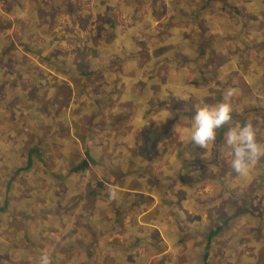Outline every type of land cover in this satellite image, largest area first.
I'll use <instances>...</instances> for the list:
<instances>
[{"label":"crops","instance_id":"0c3cea01","mask_svg":"<svg viewBox=\"0 0 264 264\" xmlns=\"http://www.w3.org/2000/svg\"><path fill=\"white\" fill-rule=\"evenodd\" d=\"M12 1L16 0H0V10L1 8L3 10L4 6H10ZM114 2L117 3V6L102 2L104 8H101V11L106 12L102 15L97 14L95 8L88 6L87 25L99 29L106 20V29L109 31L107 32L106 29L99 30L100 38H103V35L107 33L113 37L114 33L118 31L120 32L117 34L118 37L124 36L123 45L129 50L125 54L121 53L119 47L112 52L107 50L104 54L92 56L95 60L97 58H112V61L117 60L120 63L119 66L92 67L84 61L77 62L81 54L90 53L87 47L85 53L77 54L75 60L68 59L66 61L56 55L64 54L65 51L68 54V48L64 49L62 46L65 37L62 38L58 31L52 33L45 28H49L53 23L52 20L56 15L51 16V11H57L59 8H57L58 0H41L40 3L37 0L35 2L29 0L30 18L27 25L36 26L41 34V42L46 44L43 47L44 54H41L43 67L27 69L20 59L22 54H19L20 57L18 54H12L15 51L21 52V48L25 51L31 48L24 39L20 37L18 39L0 38V73L8 76L7 78H0V90L5 91L7 86L11 87L9 91H13L12 95L18 98L22 107L17 108L20 106L17 102L12 112L9 110L3 112L2 110L6 108H0V149L4 147L8 131H11L10 127L30 115L26 108L33 107L32 103L36 102L38 96H41L39 91L44 82H47L48 86L43 91H48V89L53 88V85H57L60 91L64 88L62 92L65 94L64 98L70 91V99L65 101L63 106L59 108L60 110H68L72 101H83L86 104L80 110L81 114L78 118L72 117L66 126L67 132L71 131L68 133L67 143L58 138L62 133L58 130L59 121L63 120L59 111L55 112L57 109H54V104L61 102L58 93L55 95V101L49 99V96L44 98V102L49 99L46 108L47 113L42 112L38 115L33 111L32 117L37 120L35 130H32L30 123H26V126L22 127V129H28L30 135L37 140V142L34 141V144L33 142L30 144L32 145L30 148H27L26 159L28 151L31 150L30 159L19 167H9V173L0 176V256L7 255L8 260L6 261H9V264H39L41 255L45 253L49 255L51 264H206V259L204 263L201 262L202 254L208 249L210 239L219 234L220 231L209 239L208 246L206 242L200 246V241L176 243L173 237L169 241L167 236L171 228H167L166 218L175 215L182 219L191 217L192 215L188 214V210L183 204L188 205L192 200L195 202L200 200L205 203L209 217H204V213L201 212L204 220L232 226L235 222L245 218L250 222L248 226L250 235L263 234L264 237V229L262 228L264 220V159L258 161L251 169L250 178L242 177L231 170L232 156L229 147L219 149L217 144L215 154L211 149L212 154L209 157L206 153L198 155L190 153L194 151L192 147L177 148L172 143L170 144V140H175L178 143V136L169 133L165 136L167 140L162 142L166 145L165 152L163 148L153 145L154 128L151 126L150 132L145 137L146 140L142 138L140 141H136L137 139L134 138L133 126L137 129L141 127L138 120L140 117L142 118L143 111H139V114L137 111V118L131 115L130 119L129 108L127 107L132 104L138 109L143 101H134V97L131 95L132 91L130 92L128 88L123 86L127 85L128 77H134L137 74L135 70L141 74L148 71L146 66H148L149 58L141 63L147 54H134L135 50L131 51L133 46L128 40V36L131 37V30L121 34L122 28H131L129 15L131 18L146 21L148 19L153 22L163 21L162 16L159 17L158 14L164 6L169 4L170 0H133L134 7H131L130 0H114ZM96 3L98 4V2ZM120 5H124V8H119ZM42 6H45L44 11L40 14L36 13V8ZM79 6L83 10V5L79 3ZM93 6H95V2ZM47 7L53 10L49 11ZM59 10L61 9L59 8ZM44 16L46 18H41ZM55 18L58 20L57 17ZM159 18L160 20H158ZM217 21L223 22V19ZM139 25H142L141 22ZM7 26V22L1 18L0 31L4 28L7 29ZM77 28V20L72 19L71 24L69 22L64 31L76 30ZM54 42L56 46H53L52 43ZM103 42L105 45L113 43L112 38H106ZM38 48V51L41 52L42 48L39 46ZM69 49L71 50V48ZM30 52L35 51L30 50ZM19 59L20 66L12 65L14 60ZM79 64L84 67L78 66ZM154 64H157V58L152 62L151 68L158 66ZM59 70L60 76L54 77L55 80H50V76L57 74L56 72ZM44 73L46 77L42 78ZM95 73L101 75V77L96 78L95 83L105 85L111 80L113 87L119 90L120 102L126 104V107H122L120 110L116 107L109 118L105 116L101 118L99 114H96L97 110L104 106L103 104L99 105V102H104L109 93L104 94L101 91L102 86L99 88L96 86V92H92L93 80L90 79V76ZM74 74L83 77L89 76V79L86 83L83 82L84 86H82ZM178 74L180 73H177L176 83L182 84ZM196 75L197 71L193 77ZM228 78L223 79L222 82L228 81ZM16 80H21L22 88L18 86ZM137 82L139 85L144 84L141 80ZM184 86L188 88V86L193 85L185 84ZM143 90L146 89H139V93L141 94ZM155 91L147 108L149 106L154 107L156 101L159 100H164L170 106L173 105L170 113L172 117L167 118L165 123L171 127L177 126L179 121L173 116L178 110L175 109L177 106H174L172 102V92L163 91L160 93L159 88ZM174 96H180V93L174 94ZM4 99L5 97L2 96L0 100L3 104L5 103L3 102ZM93 101L94 103H92ZM233 101L230 102L232 105L234 104ZM95 104L98 106H92ZM51 106H53L52 109H50ZM232 107V117L243 116L246 112L240 109L244 108L241 103L236 102ZM38 108L39 106L35 107V110L38 111ZM21 109L22 115L13 113ZM250 109L257 110L254 112V119L260 118L263 121V126L254 125V128L257 132L258 141L264 143V102L262 104L256 98L252 99L249 104ZM117 114L119 120L116 121L113 116ZM125 116L128 118L126 124L123 121H126ZM79 120L80 124L78 125ZM125 126L127 130L131 129L132 134L120 135L117 132ZM93 127L104 129L103 133L99 132V139H105L106 136L108 139L118 138L111 141L108 146L105 141H93L88 148L81 147L79 130L87 129L90 131ZM187 127L188 125H183L185 136H188ZM217 135L221 139L222 137L226 138L227 130L222 133L217 132ZM91 138L92 135L87 132L86 140L89 141ZM55 139L59 144L55 148L57 155L69 150L71 156H82V159L86 158V154L89 156L87 167L81 171L71 172L70 169L79 162L69 163L57 185H55L56 181H52V179L59 174L61 169L54 171L34 169L37 165L35 160L39 161L40 153L47 151L49 143ZM11 140L13 139L11 138ZM168 143L169 146H167ZM111 148L114 156L121 157L132 154L131 160L133 162L130 161L131 165L133 164L132 167H124L120 159V161H109L107 155ZM205 150L208 152V148ZM81 151L82 153H78ZM32 153L34 156H31ZM145 155H150L147 162L143 157ZM99 157L101 158L98 159ZM45 159L46 157H42L40 161ZM92 162L95 165L103 164L104 166L101 167L106 175L115 177L116 180L110 181L108 180L109 177L103 178L91 173L88 167L92 165ZM127 172L128 175H126ZM18 176L20 179H17ZM151 177L161 180L164 194L159 201L154 203L155 210L149 212V208L142 207L139 200L150 195L144 191L145 178H147L149 186L146 190H153ZM23 181L25 184L21 194L16 186ZM178 190L182 191L180 194L184 200L183 202L180 201L177 209L169 211L166 204L179 202ZM145 193L148 195H144ZM222 202L225 203L227 212L220 211ZM32 205H34L33 209L38 210L36 215L33 212L29 213ZM155 213L157 215H152ZM146 214L150 217L154 216L157 221L148 224L149 226L145 225L143 216ZM28 217L30 218L24 222L23 219ZM2 219H4L3 222H1ZM212 228L206 229L204 226H200L201 231H205L203 232L205 237L210 230L216 228L220 230L221 224H216ZM20 229H23L24 232ZM236 234L240 237L244 232ZM173 256L177 258L182 256V259L172 262L168 257L172 258ZM1 260L2 258H0V264Z\"/></svg>","mask_w":264,"mask_h":264},{"label":"rangeland","instance_id":"374dc122","mask_svg":"<svg viewBox=\"0 0 264 264\" xmlns=\"http://www.w3.org/2000/svg\"><path fill=\"white\" fill-rule=\"evenodd\" d=\"M32 1L35 2V0ZM40 1L41 0H37L38 3H40ZM94 2L95 6H93ZM96 2H98V4ZM102 2L117 6V3H115L114 0H58L57 8L59 7L61 10L58 8L57 11H51L53 9L47 7L49 11H51V16L56 15L55 17H57L58 20L54 17L52 20L53 23H51L49 28L45 29L50 30L52 33L58 31V34L62 38L65 37L62 43L63 48H68V54L67 51H65L64 54L55 53L59 58H63L66 61H68V59L75 60L77 54H80L81 52L85 53L87 47V50L90 51V53L81 54V57L77 62L84 61L92 67L119 66L120 63L117 60L112 61V58H97V60L92 58L95 54H104L107 50L112 52L119 47L123 54L129 51L123 45L124 36H117V34L120 33L119 31L115 32L113 37L107 33L103 35V38H100L98 33L99 30L101 31L107 28L106 20H104V23L99 29L87 25V18L89 17L88 6L95 8L97 14L102 15L106 13L101 11V8H104ZM79 3L83 5V10L80 9ZM130 5L131 7H134L133 0H130ZM167 6H164L162 11H159L158 14L159 17L162 16L164 19L163 21L153 22L150 21L151 19L146 21L134 17L131 18V15H129V22L132 25L131 28H122L121 34L131 30V37L128 36V40H130L129 42L133 46L131 51L135 50L134 54H147L141 63L149 58V62L147 63L148 66H146L148 71L146 73L142 72L141 74L138 70H135V73L137 74L134 75V77H128L127 85L123 86L128 88L130 92L132 91L131 95L134 97V101H143V104H140V108L138 109L137 106H133L132 104L127 107L129 108L130 119L131 115H134V118H137V111L138 114L139 111H143L142 118L140 117L138 123H145L139 129L132 125L134 128L133 135L134 138L137 139L136 141H140L142 138L146 140L145 137L147 136V133L150 132L151 126L154 128L155 139L153 145H156L158 148H163L165 152L166 145L162 144V142L167 140L165 137L167 134L173 133L178 136V143L169 138L170 144L172 143L173 146L177 148L187 149L192 147L194 151L190 153L198 155L206 153L209 157L212 154L211 149H213V154L216 153L215 147L217 144L219 149L228 146L225 144L224 137H222V139L220 137L218 140L216 137L214 144L208 148L207 152L205 149L189 141V136H185L183 125H188L189 127L197 107H200L203 104H216L217 101L223 99L225 90L232 87L238 89V94L231 98V100H234L232 106H234L236 102L238 104L241 103L244 108L240 109L246 111L243 116L232 117V123L235 124L242 122L244 124L249 120H251L253 125L256 126H261L263 123L260 118H253L254 112L257 110H249V104L250 101L255 98L262 104L264 102V0H170ZM119 8L123 9L124 5H120ZM44 9L45 6L37 7L35 12L40 14ZM1 18L7 22L8 26L7 29H1L0 38L18 39L20 37L31 46L28 51L21 48V52L15 51L12 52V54H18L19 57V54H22L20 59L23 61V64L27 69H35L39 66L43 67L41 54H44L43 47L46 44L41 42L42 38L40 37L41 34L40 31H38V28L33 25H27L30 18L29 0H16L10 6H4L3 10L2 8L0 10V20ZM41 18H46V16ZM72 19L77 20L78 28L76 30L68 29L67 31H64V28L69 25V22L71 24ZM220 19H223V22L217 21ZM158 20H160V18ZM139 22H141V26L139 25ZM106 30L107 32L109 31V29ZM62 32H64V34H62ZM163 32L165 35L162 34ZM106 38H112L113 43L105 45V42L103 41ZM52 44L53 46H56L55 42ZM38 46L42 48L41 52L38 51ZM128 46L130 47L129 44ZM69 48H71V50ZM30 50L35 52H30ZM79 50L82 51L79 52ZM174 50L175 52L173 53ZM159 54H182V56L178 63L159 62L154 64L158 66L151 68V64L155 58L161 57ZM20 59L14 60L12 65L20 66ZM157 61H161V59H158ZM164 61H166V59ZM195 71H197V75L193 77ZM56 73L57 74L50 76V80H55V78L60 76V70ZM177 73H180L178 74V77L181 79L182 84L180 82L176 83ZM1 77L7 78L8 76L7 74L0 73V78ZM44 77H46L45 73L42 78ZM75 77L76 79H79V83L82 86H84L83 82L86 83L89 79V76L83 77L81 75H75ZM99 77H101L99 73L90 76V79L93 80L91 85L92 92H96V86L98 88L99 86H102L101 91H103L104 94H109L104 102H99V105L103 104L104 106L99 108L96 114H99L101 118L104 116L109 118L111 112L114 111L116 107L120 110V108L126 107V104L120 102L119 90L113 87L111 80L105 85L96 84V78ZM227 77H229L228 81L222 82V80H225ZM139 80L144 82V84L139 85V82H137ZM17 83L18 86L22 88L23 85L21 84V80H18ZM185 84H191L193 86H188V89L184 86ZM46 86H48V83L44 82L40 87L39 94H41V96H38L36 102L32 103L33 107L29 106L26 108V111L30 113V115H27L26 119H21L23 122L18 121L16 125L10 127L11 131H8L4 147L0 149V176L9 173V167L15 166L14 168H16L25 163L27 148H30L32 146L30 144L32 142L34 144L37 140L30 135L28 129H22V127H25L26 123H30L32 124V130H35L37 120L32 117L33 111L38 115L42 112L47 113V102L49 99L55 101L56 93H58V97L61 98V102L55 103L54 109H57L55 112L59 111V114L63 119L59 121L60 125L58 130L62 131V133L58 138L65 143L68 142L67 136L71 131L67 132L68 129L66 126L72 117L78 118L81 114L80 110H82L86 104L83 101H72L68 110H60L59 108L63 106L65 101L70 99V91L64 98L65 94H62L64 88L60 91L57 85H53V88L48 89V91H43ZM10 88L11 87L7 86L5 91L0 90V100L2 96L5 97L3 100V102H5L4 104L0 101V108H6L2 110L3 112L6 110L12 112L14 105H17L18 102V98L15 95H12L13 91H9ZM141 88L146 89L147 91L143 90L140 94L139 89ZM157 88H159L160 93L163 91L172 92L173 96L174 94L180 93V96L189 97L187 100H180L175 96H171L174 106H177V108H174L178 110L179 113V115L173 116L179 121V124L175 127L168 126V123L166 124L165 122L158 123L155 121V119H158L161 113L165 110L170 114L173 105L170 106L164 100H159L156 101L154 107L149 106L147 108L152 100V95L156 92L155 89ZM46 96H49V99L44 102ZM153 102H155V99H153ZM18 103L20 104V101ZM92 103H94V101ZM38 106L39 108L37 111L35 110V107ZM92 106L98 105L95 104ZM52 107L53 106H51L50 109H52ZM17 108H22L21 104L20 106H17ZM13 113H19V115L23 114L22 109L14 111ZM118 114L113 116V119L116 121L119 120ZM125 118L126 121H123L126 124L128 118L126 116ZM77 124H80V120ZM103 130L104 129L100 127H93L90 131H87V129L79 130V133L81 134V138L79 139L80 146L88 148L89 144L93 141H105L108 146L111 141L118 138L108 139V136H106L105 139H99V132L103 133ZM219 130L220 133L225 132V130H228V126L226 125L225 127L218 129L217 132H219ZM87 132H90L92 135V138L89 141L86 140ZM117 132H119L120 135L126 133L127 135L132 134L131 129L127 130L126 126ZM11 138L13 140H11ZM170 144L168 143L167 146ZM57 146H59V144L56 142V139L50 142L48 150L40 153L38 157L39 161L35 160L37 165L34 167V169H47L49 171L61 169L59 174L52 179V181H56L55 185L59 184V178L64 175L69 163L74 164L82 160V156H71V151L69 150L60 152V155H57L55 150ZM112 148L107 155V159L109 161L121 160L124 167L131 168L133 165H131L130 162L132 161V154L129 153L131 155H123L121 157L117 155L114 156L112 154ZM78 153H82V151ZM31 156H34V153H32ZM149 156L150 155L143 156L146 162L148 161ZM151 156L154 158L153 155ZM42 157H46V159L40 161ZM100 158L101 157L98 159ZM215 159L216 157L214 160ZM97 165L92 162V165L88 167L90 168L91 173L103 178L109 177L108 180L110 181L116 180L115 177L106 175L101 167L104 166L103 164L98 163ZM126 175H128V172ZM17 179H20V177L18 176ZM151 181V187L154 188L151 191H147L146 189L149 186L147 184V178H145L144 191L150 195L145 193L144 195L148 196H144L139 200L142 207L146 206L149 208V212L155 210L154 203L159 201L164 194V187L161 180L155 177L153 179L151 177ZM24 184L25 182L23 181V183L20 182L16 186L21 194ZM177 192L179 193V202L166 204L169 211L177 209L180 205V201L183 202L184 200L182 194H180L182 191L178 190ZM183 206L188 210V214L192 216L185 219L176 215L166 218L167 228H171L167 233L169 241L173 237L176 243H193L195 241H200V246H203L206 242V237L203 235V232L205 231H201L200 226L202 225L208 229L214 227L216 224H221L219 234L210 239L209 247L206 250V264H264L263 234L251 236L248 232V226L250 224L248 219L242 218L232 226L225 223L222 225V223L203 219L201 212L204 213V217H209V213L207 212L203 201L199 200L198 202H195L192 200L190 204H183ZM33 207L34 205H32L29 213L33 212L34 215H36L38 210H35V208L33 209ZM220 211L227 212V207L224 202H222ZM152 215H157V213ZM30 217L24 218V222ZM3 220L4 219H2L1 222H3ZM156 221L157 218L154 216L150 217L148 214L143 216V222L145 225L153 224ZM262 228L264 229V220ZM20 231H23V229H20ZM239 232H244V234L239 237L236 234ZM3 256L4 255L0 256V258H2L1 264H9L10 262L6 261L8 260L7 255ZM168 259L172 262H177L182 259V256L179 258L174 256L172 258L168 257ZM4 261L6 262L3 263Z\"/></svg>","mask_w":264,"mask_h":264},{"label":"clouds","instance_id":"9594fccd","mask_svg":"<svg viewBox=\"0 0 264 264\" xmlns=\"http://www.w3.org/2000/svg\"><path fill=\"white\" fill-rule=\"evenodd\" d=\"M238 94V89L228 88L223 94V99L212 105L203 104L197 107L191 119L190 126L186 129L189 141L206 149L211 147L217 137V130L228 126L225 143L230 149L231 170L233 173L250 178V171L255 164L264 159V143L258 141L257 132L251 120L244 124L232 123L233 107L230 100ZM187 100V96H177ZM171 117L167 110L163 111L158 123L165 122ZM145 122H142L141 126ZM39 264H51L48 254H42Z\"/></svg>","mask_w":264,"mask_h":264},{"label":"trees","instance_id":"16d2710c","mask_svg":"<svg viewBox=\"0 0 264 264\" xmlns=\"http://www.w3.org/2000/svg\"><path fill=\"white\" fill-rule=\"evenodd\" d=\"M162 34L165 35L164 32ZM159 51H161V50H159ZM174 52H175V50L173 51V53ZM159 55H161V57L157 58V60L158 59H161V61H157V63H159V62H165V63L175 62V63H178L180 61V57L182 56V54H180V55H178V54H159ZM165 59H166V61H164ZM78 66L84 67L82 64H79ZM81 73H83V72L81 71ZM218 102H220V101H217L216 103H218ZM176 115H179L178 111L176 112ZM219 132H220V130H219ZM218 139H219V137L217 136V140ZM30 153H31V150L28 151V156H27V159H26L27 161H29V159H30ZM88 159H89V156H88V154H86V158L85 159H82L79 163H77L75 166H73L70 169V171L71 172H76V171H81V170L85 169L87 167V161H88ZM218 231H219V228H216L215 230H210L207 233V235H206V238H207L206 244H207V246H208L209 239L214 234H216ZM206 257H207V254H206V250H205L203 252V254H202L201 262L204 263V260L206 259Z\"/></svg>","mask_w":264,"mask_h":264}]
</instances>
